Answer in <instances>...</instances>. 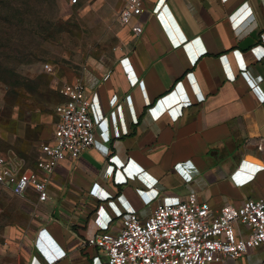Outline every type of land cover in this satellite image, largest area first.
I'll return each mask as SVG.
<instances>
[{
    "label": "crops",
    "instance_id": "obj_1",
    "mask_svg": "<svg viewBox=\"0 0 264 264\" xmlns=\"http://www.w3.org/2000/svg\"><path fill=\"white\" fill-rule=\"evenodd\" d=\"M137 23L140 34L124 27L126 52L84 67L101 80L89 92L92 119L104 120L110 142L97 136L96 148L55 169L48 200L30 201L34 229L9 236L10 264H106L87 243L99 207L145 214L189 191L212 211L264 199V57L251 52L264 46V0H147ZM101 190L113 197L99 199ZM212 264H264V245Z\"/></svg>",
    "mask_w": 264,
    "mask_h": 264
},
{
    "label": "built area",
    "instance_id": "obj_2",
    "mask_svg": "<svg viewBox=\"0 0 264 264\" xmlns=\"http://www.w3.org/2000/svg\"><path fill=\"white\" fill-rule=\"evenodd\" d=\"M119 1L123 6L117 13L118 22L130 27L134 34H140L142 27L137 20L147 0ZM261 42L264 44V35ZM251 52L260 60L264 57V46L258 45ZM43 68L45 72L52 71L48 64ZM247 79L250 87L259 92L255 82ZM100 82L84 69L81 78L58 88L60 101L54 107L56 122L51 138L38 145L35 169L21 171L0 153V186L22 198L31 195L36 208L48 200V186L60 164L76 161L86 150L96 148L97 136L105 143L110 142V137L102 132L104 120L94 123L92 119L89 92ZM178 98L187 100L182 94ZM189 104L187 101L181 105ZM105 154H108L107 148ZM173 168L186 184L191 181L192 176L184 175L180 165ZM108 169L111 175L113 167ZM142 180L147 186L155 183ZM97 197L107 200L113 196L101 190ZM108 204L112 206V202ZM112 208L109 216L99 207L94 216L96 233L87 239L89 245L105 255L106 264H212L245 258L264 245V199H248L239 206L226 205L212 211L209 204L199 203L196 193L189 191L184 201L158 203L151 209L147 206L145 214H123ZM100 218L103 222L97 223ZM114 220L119 222V228L114 227Z\"/></svg>",
    "mask_w": 264,
    "mask_h": 264
},
{
    "label": "rangeland",
    "instance_id": "obj_3",
    "mask_svg": "<svg viewBox=\"0 0 264 264\" xmlns=\"http://www.w3.org/2000/svg\"><path fill=\"white\" fill-rule=\"evenodd\" d=\"M119 7L117 0H0V153L14 167L35 169L38 145L56 122L58 88L88 63L126 52ZM31 199L0 186V264H10L9 236L35 227Z\"/></svg>",
    "mask_w": 264,
    "mask_h": 264
},
{
    "label": "trees",
    "instance_id": "obj_4",
    "mask_svg": "<svg viewBox=\"0 0 264 264\" xmlns=\"http://www.w3.org/2000/svg\"><path fill=\"white\" fill-rule=\"evenodd\" d=\"M58 102H56L55 104H57Z\"/></svg>",
    "mask_w": 264,
    "mask_h": 264
}]
</instances>
